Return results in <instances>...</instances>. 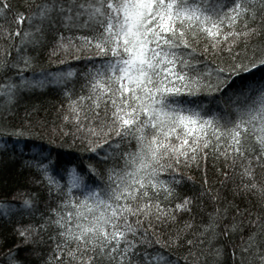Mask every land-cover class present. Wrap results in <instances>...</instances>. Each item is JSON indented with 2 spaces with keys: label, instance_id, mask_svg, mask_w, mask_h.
I'll return each instance as SVG.
<instances>
[{
  "label": "snow or ice",
  "instance_id": "snow-or-ice-1",
  "mask_svg": "<svg viewBox=\"0 0 264 264\" xmlns=\"http://www.w3.org/2000/svg\"><path fill=\"white\" fill-rule=\"evenodd\" d=\"M6 137L43 163L0 264H264V0H0V164Z\"/></svg>",
  "mask_w": 264,
  "mask_h": 264
},
{
  "label": "trees",
  "instance_id": "trees-1",
  "mask_svg": "<svg viewBox=\"0 0 264 264\" xmlns=\"http://www.w3.org/2000/svg\"><path fill=\"white\" fill-rule=\"evenodd\" d=\"M48 72H56V71H63L64 69L61 68L58 64H48L45 65ZM25 76L32 78V73L25 71ZM37 76L39 74H36ZM51 78H49L50 80ZM241 83L240 80H234L230 82L228 85L229 89L237 87ZM57 85H53L51 83H46L43 88H36L33 91L26 92L23 94L22 99L20 100V108L24 109L27 105H40L42 108H47L49 112H53L55 109L59 108V106L64 102V98L60 95ZM7 140L8 144V155L12 152H16V158L14 160H7L0 164V197H6L9 200L13 199V194L19 191H25V185L27 181L25 177L29 175H35L34 170L24 167L23 169L20 168V165L23 161H34L40 160L43 163V160L40 159V156L35 155L33 151H30L28 147L23 148V154H21V150L19 147L16 146V141L14 138L6 137L4 138ZM29 145L32 141L28 142ZM36 144H42L44 146V153L47 154V149H53V156L60 154L62 160H72L74 162L79 163L80 161L87 158V153H81L77 148H62L58 144L57 145H50L48 144L47 140H39L35 141ZM59 173V174H58ZM52 175L56 176L57 179L61 181V184L64 187H70L69 185V178L68 176L64 175L63 173L53 172ZM86 182L91 183L90 180ZM32 191H36L35 186H29ZM72 191H77L75 188L71 189ZM46 196V193L41 194V199L43 200ZM17 205L19 201H16ZM15 211V209H13ZM16 220H20L21 223H27V219L21 220L19 216L15 217ZM16 239L14 235L11 234L10 226H5L4 228H0V252H3L4 249L10 248ZM20 256L26 255V253L21 250L19 253Z\"/></svg>",
  "mask_w": 264,
  "mask_h": 264
}]
</instances>
